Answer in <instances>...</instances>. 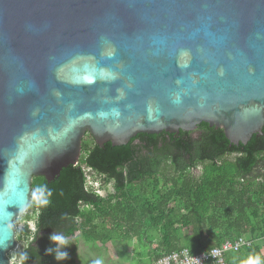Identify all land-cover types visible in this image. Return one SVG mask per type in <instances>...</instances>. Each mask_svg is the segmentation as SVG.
Instances as JSON below:
<instances>
[{"label": "water", "instance_id": "obj_1", "mask_svg": "<svg viewBox=\"0 0 264 264\" xmlns=\"http://www.w3.org/2000/svg\"><path fill=\"white\" fill-rule=\"evenodd\" d=\"M201 123L264 126V0H0V264L31 180L102 146Z\"/></svg>", "mask_w": 264, "mask_h": 264}, {"label": "trees", "instance_id": "obj_2", "mask_svg": "<svg viewBox=\"0 0 264 264\" xmlns=\"http://www.w3.org/2000/svg\"><path fill=\"white\" fill-rule=\"evenodd\" d=\"M197 130L196 136L179 131L169 139L139 133L137 142L131 138L122 146L94 142L89 148L82 139L75 165L51 182L32 178L31 203L22 218L33 219L34 230L24 225L16 232L19 263L72 264L76 232L89 244L132 246L129 264H152L184 248L193 255L206 253L238 236L252 244L227 252L224 264L257 256L264 241V126L260 135L237 146L221 129L201 123ZM194 167L200 174L193 180ZM85 168L110 183L113 192L100 196L88 187ZM54 233L70 244L51 240ZM59 251L69 259L57 260Z\"/></svg>", "mask_w": 264, "mask_h": 264}, {"label": "rangeland", "instance_id": "obj_3", "mask_svg": "<svg viewBox=\"0 0 264 264\" xmlns=\"http://www.w3.org/2000/svg\"><path fill=\"white\" fill-rule=\"evenodd\" d=\"M83 143L87 147H92L94 140L93 138L86 134L83 137ZM196 173V172H195ZM87 186L93 188L98 195L105 196L108 192H113L112 186L110 183L103 181L101 177L93 176L89 171H87ZM32 215V211H29ZM24 216V215H23ZM22 216V217H23ZM33 216V215H32ZM16 220V232L21 231L24 225H27L28 229L31 231L34 230V220L29 221L24 220L23 218ZM78 241V245L73 256L72 264H93L97 259H101L103 264H129L128 256L130 254L132 246L127 244H122L120 242H114L113 244L108 243L106 246H101L99 244H89L84 242L80 236L79 232L74 234ZM20 246V245H19ZM124 248L126 252H121ZM129 252V253H127Z\"/></svg>", "mask_w": 264, "mask_h": 264}, {"label": "built area", "instance_id": "obj_4", "mask_svg": "<svg viewBox=\"0 0 264 264\" xmlns=\"http://www.w3.org/2000/svg\"><path fill=\"white\" fill-rule=\"evenodd\" d=\"M85 172L89 171L84 169ZM195 174V171L191 169ZM252 241L238 236L233 241H224L220 246L213 247L206 253L190 254L187 249L173 251L156 259L152 264H224L225 254L230 251H239L241 248L250 247Z\"/></svg>", "mask_w": 264, "mask_h": 264}, {"label": "clouds", "instance_id": "obj_5", "mask_svg": "<svg viewBox=\"0 0 264 264\" xmlns=\"http://www.w3.org/2000/svg\"><path fill=\"white\" fill-rule=\"evenodd\" d=\"M41 193L43 192V189L39 190ZM48 201L47 200H41L40 203L41 204H46ZM50 239L53 241H57L59 243V245L61 246H67L70 244L69 240L67 239L66 236H64L63 234H52L50 236ZM3 246V245H0ZM49 251H51L49 249ZM25 255V259H27V254ZM57 260H62V259H69L68 253L64 252V251H59L56 254L55 257ZM93 264H103V261L101 259H97L93 262ZM242 264H264V262L261 261L259 256L256 257H249L246 261H243Z\"/></svg>", "mask_w": 264, "mask_h": 264}, {"label": "flooded vegetation", "instance_id": "obj_6", "mask_svg": "<svg viewBox=\"0 0 264 264\" xmlns=\"http://www.w3.org/2000/svg\"><path fill=\"white\" fill-rule=\"evenodd\" d=\"M199 132H200V130H197V128H196L194 131H191L190 133H191V136H196V135H198ZM162 133L167 139H169V137H168L170 135L169 133L160 132V133H158V135L162 134ZM135 137H133L134 138L133 140H134V142H137V139ZM192 169L196 172L195 173L196 177L192 178L194 180V179L198 178V174H200V168L199 167H194ZM19 256H20V250H19V243H18L17 261L13 262L12 264H20L19 263Z\"/></svg>", "mask_w": 264, "mask_h": 264}, {"label": "crops", "instance_id": "obj_7", "mask_svg": "<svg viewBox=\"0 0 264 264\" xmlns=\"http://www.w3.org/2000/svg\"><path fill=\"white\" fill-rule=\"evenodd\" d=\"M259 254H257V256H259L260 257V259H261V261L262 262H264V241H262L261 242V246H260V249H259ZM256 256V254L254 255V257ZM249 257H252V256H250V255H247L246 257H245V259H244V261H246Z\"/></svg>", "mask_w": 264, "mask_h": 264}]
</instances>
